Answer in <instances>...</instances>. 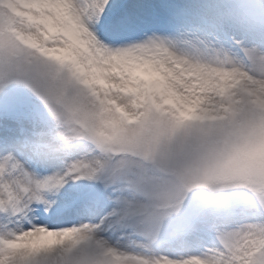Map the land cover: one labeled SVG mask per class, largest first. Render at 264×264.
I'll use <instances>...</instances> for the list:
<instances>
[{"label":"snow or ice","instance_id":"obj_1","mask_svg":"<svg viewBox=\"0 0 264 264\" xmlns=\"http://www.w3.org/2000/svg\"><path fill=\"white\" fill-rule=\"evenodd\" d=\"M0 264H264V0H0Z\"/></svg>","mask_w":264,"mask_h":264},{"label":"clouds","instance_id":"obj_2","mask_svg":"<svg viewBox=\"0 0 264 264\" xmlns=\"http://www.w3.org/2000/svg\"><path fill=\"white\" fill-rule=\"evenodd\" d=\"M57 17L59 25L58 30L63 33L65 39L63 42L60 40L46 41L49 47L44 48L43 51L55 59L74 63L77 55L80 53V50L83 47V42L79 40L74 23L65 14L63 9L57 10ZM49 30H54V28L50 26ZM29 41L33 44L37 42L31 38H29ZM213 67H220V65L213 64ZM222 67L228 68L229 66L223 65ZM84 75L88 79L98 80L104 75V71L103 69L93 68L90 72H85ZM189 79H193V77H189Z\"/></svg>","mask_w":264,"mask_h":264}]
</instances>
